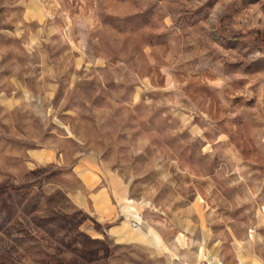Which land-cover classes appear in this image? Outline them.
Listing matches in <instances>:
<instances>
[{
    "label": "rangeland",
    "instance_id": "rangeland-1",
    "mask_svg": "<svg viewBox=\"0 0 264 264\" xmlns=\"http://www.w3.org/2000/svg\"><path fill=\"white\" fill-rule=\"evenodd\" d=\"M0 211V264H264V0H0Z\"/></svg>",
    "mask_w": 264,
    "mask_h": 264
},
{
    "label": "crops",
    "instance_id": "crops-1",
    "mask_svg": "<svg viewBox=\"0 0 264 264\" xmlns=\"http://www.w3.org/2000/svg\"><path fill=\"white\" fill-rule=\"evenodd\" d=\"M30 8L29 11L30 13V17L28 18V20H34L37 18L38 13L40 12V8L37 6V4L35 3H31L30 4ZM33 12L36 13L35 16L33 15ZM94 167H92V165L83 163V165L81 166V170H80V176L83 180L86 181L87 186L91 187V185H94L97 182V178L94 177ZM110 195L102 190L99 193H96L93 197V200L95 201V207L96 209L100 212V213H104L106 215V217L108 216H115L122 214L121 210L126 211L128 209L132 210L134 205H123V203H118L119 206L121 207V209H114L113 206H115L114 204L111 203V200L109 199ZM115 211L116 214H115ZM134 213V212H133ZM135 214V213H134ZM116 215V216H117ZM124 236L123 238H121V241L123 242H130V241H136V242H140L142 244H147V245H159L158 243V236H155L153 234H151L150 232H145L143 230H141L139 227H135L133 229L128 228L125 232H124ZM123 235V234H122ZM126 239V240H125Z\"/></svg>",
    "mask_w": 264,
    "mask_h": 264
},
{
    "label": "trees",
    "instance_id": "trees-1",
    "mask_svg": "<svg viewBox=\"0 0 264 264\" xmlns=\"http://www.w3.org/2000/svg\"><path fill=\"white\" fill-rule=\"evenodd\" d=\"M0 214H1V211H0Z\"/></svg>",
    "mask_w": 264,
    "mask_h": 264
}]
</instances>
